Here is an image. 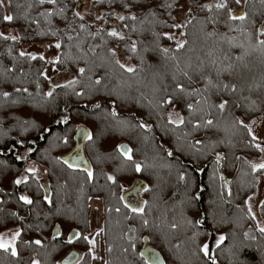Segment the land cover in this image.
Returning a JSON list of instances; mask_svg holds the SVG:
<instances>
[{"label":"trees","instance_id":"trees-1","mask_svg":"<svg viewBox=\"0 0 264 264\" xmlns=\"http://www.w3.org/2000/svg\"><path fill=\"white\" fill-rule=\"evenodd\" d=\"M85 1L93 11L81 19ZM243 1L209 10L221 0H7L13 20L0 8V33L19 36L0 37V234L18 226L20 235L17 255L0 250V264H60L71 249L82 254L75 264H92L83 239L96 227L91 198L103 204L104 264H148L145 246L166 264H264V232L247 204L264 178L251 166L261 149L242 124L264 111V4ZM38 42L54 55L53 72L74 73L75 83L50 89L47 61L20 55ZM117 49L134 72L117 63ZM80 127L91 135L85 169L63 160ZM30 162L45 178L26 172L17 185ZM141 182L139 205L126 208L125 192ZM259 207L264 220V200Z\"/></svg>","mask_w":264,"mask_h":264},{"label":"rangeland","instance_id":"rangeland-1","mask_svg":"<svg viewBox=\"0 0 264 264\" xmlns=\"http://www.w3.org/2000/svg\"><path fill=\"white\" fill-rule=\"evenodd\" d=\"M6 2L7 0H5V6H4L6 10L5 15H9V12L6 8L7 7ZM80 3L81 2H79V4ZM242 3H244L243 0H242ZM92 11H93V7L91 6V4L88 1H85L83 2V4H81V9L79 11V14L82 17H87L89 12L92 13ZM187 13H188L187 7H184L182 10H180V12L177 14L178 21H176L178 25L180 26L184 25V22L186 21L187 16H188ZM2 33L5 36H8L10 38L13 36L18 38L19 36L16 30H11V29L3 30ZM21 48L25 54L30 55L32 57L40 56V57H43V59L47 61L48 65L46 66L45 75L49 82L50 89L69 84L75 80L76 74L74 73L65 72V73L56 74L53 72V64H54L55 59H54V55L50 53L47 43H39V42L32 43V44L25 43L24 45H22ZM116 57H118L119 63L123 64L125 68L133 67L131 59L126 57L121 52L120 49L116 50ZM242 124H244L248 130L251 129L250 135L252 137H255L254 141L256 142L257 145H259L260 149H264V111L261 114H259L257 117L252 118L250 121L243 122ZM251 162L252 164L264 163V151L261 150L260 156L254 158L253 160H251ZM26 165L27 166L25 169V173H22L19 176L20 180H23L27 177L26 172L27 173L29 172L28 169H34L37 177L45 178L44 177V166H41L34 162L27 163ZM258 181L259 182H258V186L256 189V193L252 195L251 197H249V199L247 200V204H248V207L251 209V212H252L251 214L253 215V219L256 220L257 222L256 226L261 229V228H264V220L259 215V212H260L259 206H260V203L264 200V178L263 176H259ZM25 195L26 194L24 193L21 196H25ZM89 201H90L89 211L91 214L90 220H91L92 225L96 226L92 229L91 235H90L91 239H94L96 241L95 248L94 249L92 248V252L94 253V257H95L92 259V264H104L105 254L103 253V240L101 236L102 227L100 223L101 222L100 219L102 218L101 213H102L103 204H102V201L98 198L97 199L91 198ZM139 203L140 202H138L137 200V202H135V206H138ZM17 231L20 233L18 226H12L8 228L7 230H4L0 235L11 238V236ZM95 236H97V238H95Z\"/></svg>","mask_w":264,"mask_h":264},{"label":"snow or ice","instance_id":"snow-or-ice-1","mask_svg":"<svg viewBox=\"0 0 264 264\" xmlns=\"http://www.w3.org/2000/svg\"><path fill=\"white\" fill-rule=\"evenodd\" d=\"M11 2H12V0H8V3H11ZM44 2H45V0H40V3H44ZM48 2H49V3H52V4H55V3H56V0H48ZM235 2H236L237 4H240V3L242 2V0H235ZM260 2H261L262 4H264V0H260ZM4 6H5V0H0V8H3ZM204 7L208 8L209 10H211L212 7H215L216 9H225V8H227V3L225 2V0H221V2L216 3L215 5H204ZM47 15L51 16L52 13L49 12V13H47ZM76 15L79 16L80 14H79V13H76ZM229 17H230L231 19H233V20H240V21H244V20L246 19V15H244V14H236V15H234V14L231 13V11H229ZM82 18H83V17H81V19H82ZM119 18H120L121 20H124V19H125L124 16H120ZM130 18L133 19V20L136 19L135 16H132V17H130ZM3 20H4V21L11 22V21L13 20V16H12V15H4V16H3ZM108 35H109V36H113V37H119L120 39H123V36H121V35H120L117 31H115V30L110 31V32L108 33ZM260 35H261V36H264V30H261V31H260ZM0 37H2L3 39H9V37H8V36H5L3 33H0ZM11 39L15 40V39H17V38L13 36V37H11ZM168 39H173V37H172V36H169ZM259 44H260V45H264V40H260V41H259ZM184 46H185L184 42H182V41H177V50L184 48ZM56 47L59 48V47H60V44H57ZM135 50H136V49H135V44H133V46H132V51L135 52ZM163 51H164L165 53H167V52L169 51V49L165 48V49H163ZM20 55H21V56H24L25 53H24V52H21ZM113 55H115V52H113ZM35 58H36L35 56L32 57V59H35ZM40 58L43 59V57H40ZM117 63L119 64V61H117ZM120 67H121V68H124L125 71H127V72H134V71H135V69H134V68H131V67L125 68V66H124L123 64H120ZM80 71H81V73H83L84 70L81 69ZM71 83H75V81H72ZM96 83H99V81H96ZM177 87H179L181 91H184V89H183L182 86H179V85H178ZM224 87H227V85H225ZM233 90H234V89H233ZM8 95H9V93H7V92H4V93H3V96H4L5 98H7ZM48 95H51V93H49ZM167 103H171V100L167 101ZM224 107H225V104H224V103H221V104L219 105V108H221V109H223ZM189 108H191V105H189ZM170 122H172V121H170ZM183 122H184V121H183V117H180V119H179V123L182 124ZM207 123L211 124L212 121L209 120V121H207ZM141 126L143 127V125H141ZM249 131H251V129H249ZM88 138H89V139L91 138V135H90V134H88ZM253 139H255V137H253ZM257 147H259V145H257ZM119 150L121 151L122 154L126 155L127 158H128L129 160H131V156H130V155H127V152H125V151L123 150V147H121V149H119ZM261 150L264 151V149H261ZM128 151H130V150H128ZM69 166L71 167V165H69ZM251 166H252L253 169H264V163L253 164V165H251ZM140 170H141V169H140V166L137 164V165H136V171L139 172ZM28 171H29V172H32L33 174L35 173V170H34V169H28ZM88 176H89V177L92 176V172H91L90 170H88ZM108 179H109V180H113V177L109 176ZM25 182H26V178L23 179V180L18 179V180L15 181V183H16L17 185H19V184H21V183H25ZM20 199H21L25 204H31V203H32V201H31L27 196H21ZM121 199H123V197H121ZM125 207H126V208H127V207H130V205L125 204ZM117 211H119V209H117ZM131 211L134 212V213L142 214V213H143V208L131 207ZM145 223H147V221H145ZM260 231H261V232H264V228H261ZM19 235H20V233H19L18 231H17L16 233H14V234L11 236V238H8V237H6V236L0 235V250H3V251H5V252L10 251L12 256H16V255H17V252H16V249H15V241H16V239H17V237H18ZM80 238H81V234H80L79 232H76L74 237H73V236H70V237H69V239H68V243H73L74 239H80ZM83 239H84L85 241H87V243H88L89 245H91V247H92L93 249L95 248V246H96V241H95L94 239H90L88 236H83ZM223 239H224L223 237H220V240H221V241H223ZM35 243H36V244H40V241H35ZM203 251L205 252V255L208 254V248H207V247H205V248L203 249ZM93 258H95V257L93 256ZM34 264H39V262H34ZM66 264H67V262H66Z\"/></svg>","mask_w":264,"mask_h":264},{"label":"water","instance_id":"water-1","mask_svg":"<svg viewBox=\"0 0 264 264\" xmlns=\"http://www.w3.org/2000/svg\"><path fill=\"white\" fill-rule=\"evenodd\" d=\"M80 1V0H77ZM81 9V6H79ZM88 131L84 127H80L79 129L76 130L75 132V144L74 147L72 148V151L69 152L68 154L64 155L63 160L65 163L68 165L70 164L71 167L74 168H89L90 164L87 162V159L84 155L85 150L83 149V144L84 140L88 138ZM124 150H127L126 146H122ZM145 184L143 182L135 184L134 187L130 190L127 191L124 194V199L126 198L127 194L133 193L135 197L145 188ZM59 233L58 229L55 231V235ZM213 234V233H212ZM213 240V239H212ZM142 254L148 264H166L163 262L162 257L160 256L161 254L153 249L150 246H145L141 250ZM79 258H81V254L76 251V250H70L67 255L61 259L60 264H75Z\"/></svg>","mask_w":264,"mask_h":264},{"label":"flooded vegetation","instance_id":"flooded-vegetation-1","mask_svg":"<svg viewBox=\"0 0 264 264\" xmlns=\"http://www.w3.org/2000/svg\"><path fill=\"white\" fill-rule=\"evenodd\" d=\"M130 190H128V191H130ZM124 200H126L129 203L130 206H134L135 205V202H137L138 199H136V197H135V195H133V193H129V194H127V196H126V198Z\"/></svg>","mask_w":264,"mask_h":264}]
</instances>
